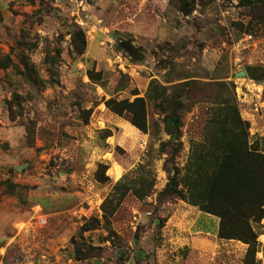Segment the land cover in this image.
<instances>
[{"label":"rangeland","instance_id":"1","mask_svg":"<svg viewBox=\"0 0 264 264\" xmlns=\"http://www.w3.org/2000/svg\"><path fill=\"white\" fill-rule=\"evenodd\" d=\"M182 1L0 0V64L11 59L0 67V264H245L247 244L215 239L213 215L159 192L166 170H182L192 145L205 142L218 83H231L236 97V84L248 85L238 73L264 68V23L237 50L247 7L195 0L185 15ZM77 15L83 54L73 46ZM244 77L258 86L263 108L255 111L246 87L237 105L249 145L264 152V78ZM153 81L164 105L147 98ZM111 97H145L147 131L107 108ZM166 115L181 121V134L162 152ZM140 176L154 178L152 192L138 199L128 191L105 222L102 204L116 183ZM93 218L98 225L81 232ZM253 226L255 260L264 264V219ZM75 242L94 248L92 260L75 259Z\"/></svg>","mask_w":264,"mask_h":264},{"label":"trees","instance_id":"2","mask_svg":"<svg viewBox=\"0 0 264 264\" xmlns=\"http://www.w3.org/2000/svg\"><path fill=\"white\" fill-rule=\"evenodd\" d=\"M194 2L195 0L189 2L183 0L181 12L185 15L191 14ZM239 4L249 10L246 30L252 36L253 26L264 23V0H239ZM72 37L75 52L83 54L86 47L83 28L76 25ZM5 59L7 62L1 63L0 67L10 65L11 59L8 56ZM23 64L29 77L32 78L29 61ZM98 73L90 72V79L97 80ZM246 76L261 80L264 78V68L250 66L246 69ZM218 85L215 103L210 109V117L207 121L205 142L192 145L182 170L175 167L173 172L170 169L166 170L169 180L159 192V196L175 195L188 204L196 206L200 211L217 217L219 219L217 237L247 244L245 264H258L255 260L258 232L253 225H259L264 219V152L249 145V122L241 117L233 85L223 81ZM161 89L163 91L160 92L157 83L153 81L147 92V98L160 106L168 101L162 86ZM179 99L180 97L177 96L172 101L175 109L182 106ZM104 103L118 115L127 114L130 123L142 132L147 131L145 97H135L132 101L111 97ZM163 122L165 132L169 136L166 142L160 143L161 151L165 152L169 146L178 145L181 121L177 117L166 115ZM106 135H111V132ZM171 151L170 148L167 153ZM97 175L101 181L108 179L102 170L98 171ZM124 182L125 177H122L115 185L117 192L115 197L106 199L102 204L105 222H110V217L128 191L138 199L148 196L152 192L154 178L140 176L131 182ZM98 222L96 218L84 222L80 227L81 232L93 229ZM75 243V259L92 260L94 248L85 243L82 244L86 248H79V244Z\"/></svg>","mask_w":264,"mask_h":264},{"label":"built area","instance_id":"3","mask_svg":"<svg viewBox=\"0 0 264 264\" xmlns=\"http://www.w3.org/2000/svg\"><path fill=\"white\" fill-rule=\"evenodd\" d=\"M69 1H73V0H69ZM76 3H77V6L79 7V6H82L83 5V0H74ZM75 22L78 24V25H80V26H84L85 25V21L81 18V17H79L78 15H77V17L75 18ZM253 38H252V36L251 35H249V34H246V35H244L240 40H238V41H236L235 42V48L237 49V50H239V48H242V46H243V43L246 41V42H249L250 40H252ZM243 78V80L245 81V82H247L246 84H248V85H245L244 87H246V89H247V91L249 92V93H252V99H251V104H252V107L255 109V111H257V112H259V111H261L262 110V108H263V104H262V101H261V97H260V90H259V88H258V86L257 87H255V85H254V81H252L251 79H246V77H242ZM244 87H242V86H239L238 84H236V91H237V97H238V99H240L241 98V96H244L242 93L240 94L239 93V91H240V89H243ZM244 98V97H243ZM245 99V98H244ZM41 225L42 224H44V222H45V220L44 219H42V218H40L39 219V221H38Z\"/></svg>","mask_w":264,"mask_h":264},{"label":"crops","instance_id":"4","mask_svg":"<svg viewBox=\"0 0 264 264\" xmlns=\"http://www.w3.org/2000/svg\"><path fill=\"white\" fill-rule=\"evenodd\" d=\"M259 114V113H258ZM211 217H213L214 218V220H213V223H214V236L213 237H215V239H218L217 238V229H218V223H219V219L217 218V217H215V216H211ZM218 242V241H217ZM244 245V244H243ZM245 246V245H244Z\"/></svg>","mask_w":264,"mask_h":264},{"label":"water","instance_id":"5","mask_svg":"<svg viewBox=\"0 0 264 264\" xmlns=\"http://www.w3.org/2000/svg\"><path fill=\"white\" fill-rule=\"evenodd\" d=\"M238 75L244 77V76H246V71H241L240 73H238ZM93 262L98 263L96 261H93Z\"/></svg>","mask_w":264,"mask_h":264}]
</instances>
